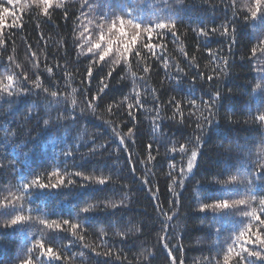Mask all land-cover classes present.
I'll return each instance as SVG.
<instances>
[{"label": "trees", "instance_id": "1", "mask_svg": "<svg viewBox=\"0 0 264 264\" xmlns=\"http://www.w3.org/2000/svg\"><path fill=\"white\" fill-rule=\"evenodd\" d=\"M123 3L53 0L45 15L34 0H0L14 13L0 29V203L17 204L0 208V264H241L233 241L264 199V7L253 18L255 0H137L129 15ZM120 17L175 27L141 31L126 61L115 50L99 61L86 38ZM37 176L64 185L23 187ZM240 199L251 203L201 210ZM16 215L32 220L11 225ZM39 240L60 260L29 253Z\"/></svg>", "mask_w": 264, "mask_h": 264}, {"label": "snow or ice", "instance_id": "2", "mask_svg": "<svg viewBox=\"0 0 264 264\" xmlns=\"http://www.w3.org/2000/svg\"><path fill=\"white\" fill-rule=\"evenodd\" d=\"M53 0H34V3L37 5H42L43 6V12L45 15L48 14L49 8L52 6ZM8 4H12L13 0H7ZM131 5V7H129ZM59 6V5H58ZM121 11H125L127 14L131 15L133 12L140 11V7L137 4V0H125V3L119 5ZM262 7H264V0H255V6L253 9H250L251 12V17L256 18L258 13L261 12ZM6 15H14V13H11L7 7L5 8H0V29H2L4 25V17ZM135 19H140L142 20V16H137ZM119 28H117L116 21L114 20L111 25L108 27L107 31L109 35H105V32L101 30L99 32L98 39L95 42H92L90 36L86 38V43H89L91 46L87 48V52L92 55H98L99 61H104L106 57H109L110 54L113 53L115 50L116 55H117V61L119 62L120 58L127 60V57L129 54L132 53L133 49L137 45V41L142 39L141 36V31L147 34L149 40L152 38V34L154 30H163L166 28H174L175 25H169L166 23H158L155 25H149L147 27H144L142 29L141 23H135L134 19H128L125 20L123 17L119 18ZM125 25L133 27L136 31L135 34H131L125 30ZM87 31V29H85ZM203 31V30H201ZM215 31V30H213ZM228 29H224V33L227 34ZM115 32L116 35L113 37L111 34ZM174 35V34H173ZM0 43H3L2 40H0ZM122 49L121 50V47ZM144 47L148 48L149 50H152L154 47H158L152 44H146ZM253 52H255V49H253ZM137 56L139 55V52L135 53ZM155 54V53H153ZM49 72H51V69H48ZM144 71H147V69H144ZM89 76H91V69L88 70ZM9 84L8 86L5 87V91H8L11 89L12 86V81L13 77L8 76L7 77ZM209 79H212V77H209ZM259 86V85H258ZM36 87L39 88L40 84L37 81ZM76 90L73 89V92ZM11 94V92H9ZM53 96L56 95V93H52ZM218 95V94H217ZM73 104H75V100L73 99ZM131 107V105L129 106ZM259 120L264 121V115H261L259 117ZM48 122L45 121V124ZM132 130L129 129V133H131ZM120 143H124V139L121 138ZM151 148V145L148 146ZM180 151L184 152L185 147L184 145L180 146ZM197 158V152L192 151L191 153V158L188 161L187 164V172H191L194 162ZM149 159H152V157H149ZM182 174L184 170H181ZM53 175H59L58 171L55 173H50L49 176ZM76 175H80L77 173ZM261 176H264V172L260 173ZM87 179V178H86ZM236 177H232L233 181H236ZM97 183L103 185L107 182V178H98ZM147 183V181H144ZM248 184H252L251 180H246ZM69 184L73 183V181L69 180ZM64 185V179L61 177L60 179L57 180L55 184H48L42 182L41 178L37 176L34 180L31 181L30 184H24L23 187L25 189H33V188H39V189H48V188H59ZM18 199H23L18 198ZM255 197H252L251 200H255ZM251 200H246V199H240L238 201H233L231 204L229 203L228 200H223L219 202H215L213 204H203L201 205V210H208L212 209L215 211H220L223 210L224 212L230 211L231 209L235 208L237 205H249L251 203ZM259 204L261 206V211L258 214L256 209H252L250 212L244 213L243 215L247 218H249V223L239 231L238 236H236L235 240L233 241L234 244H238L240 251L235 253V256L239 258L241 261V264H244L245 261H247V264H256V261H260V264H264V235L261 234V228H264V219H261V215L264 214V199H261L259 201ZM0 208H11L13 211L16 210L17 204L15 202V199H10L7 203H0ZM21 211L22 205L20 206ZM90 208H85L83 209V212H88ZM168 219H171L169 217ZM32 217L31 216H25V215H16L14 218L10 220L11 225H23L25 223L31 222ZM253 221H255L258 225L257 231L253 232ZM46 229L49 230H65L64 226H68L69 229L71 230L72 234H76V230L79 228L78 224H72L70 223L69 220H64L63 224L57 222V221H52L49 222L46 219H42L39 221ZM254 237V238H253ZM251 246H259V250H253L252 248L249 247ZM167 247V245H165ZM39 250L41 256L46 257L49 260H60V255L56 251L53 250L52 247H47L45 248L43 240H39L36 242V244L33 245V248L29 249V253H33L35 250ZM233 252V248L229 247L228 253L231 254ZM171 252H169V255ZM256 258V260H253L252 258ZM230 256L225 255L224 257V264H229ZM22 264H32V259L29 257V259H26L22 261ZM173 264H175V260H173Z\"/></svg>", "mask_w": 264, "mask_h": 264}]
</instances>
